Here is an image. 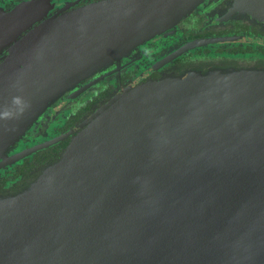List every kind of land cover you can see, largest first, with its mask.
Returning <instances> with one entry per match:
<instances>
[{"label":"water","instance_id":"95a60500","mask_svg":"<svg viewBox=\"0 0 264 264\" xmlns=\"http://www.w3.org/2000/svg\"><path fill=\"white\" fill-rule=\"evenodd\" d=\"M194 1L137 5L134 25L167 16L139 30L111 27V9L125 5L102 2L19 42L38 2L0 9V109L14 110V96L30 104L0 121V149L47 101L127 50L124 34H158ZM238 3L264 26V0ZM83 126L29 189L0 200V264H264V68L137 80Z\"/></svg>","mask_w":264,"mask_h":264},{"label":"flooded vegetation","instance_id":"af4514ba","mask_svg":"<svg viewBox=\"0 0 264 264\" xmlns=\"http://www.w3.org/2000/svg\"><path fill=\"white\" fill-rule=\"evenodd\" d=\"M27 1L38 4L27 11L35 16L27 18L28 30L20 33L17 42L32 30L53 26V22L62 16L91 5L118 0H0V9L9 12ZM162 1L171 2L158 0L157 3ZM238 1L195 0V6L186 15L165 24L158 34L126 33V37L124 34L125 42L131 45L127 50L111 55L106 64L84 73L77 82L47 101L16 140L0 149V200L29 189L49 165L62 157L82 131L87 118L120 87L137 80L141 84L187 70L264 68V26L251 23L244 15L250 11H241ZM150 3L151 0H120L117 4L125 7L111 9V27L139 30L165 21L167 16L149 18L140 25L129 23L134 20L128 18L129 14L138 15L137 22L141 20L137 5L144 8ZM149 11L156 13L155 10ZM114 13L125 15L118 20L113 17ZM129 36L131 40L127 39ZM7 56L8 48L0 50V67ZM30 75L40 76L37 70L30 71Z\"/></svg>","mask_w":264,"mask_h":264},{"label":"clouds","instance_id":"9594fccd","mask_svg":"<svg viewBox=\"0 0 264 264\" xmlns=\"http://www.w3.org/2000/svg\"><path fill=\"white\" fill-rule=\"evenodd\" d=\"M11 104L14 110L9 108L0 109V121L19 119L30 108V104L20 96H14Z\"/></svg>","mask_w":264,"mask_h":264}]
</instances>
